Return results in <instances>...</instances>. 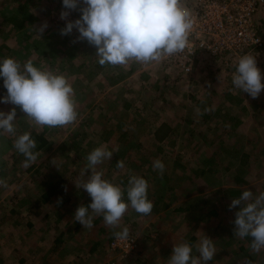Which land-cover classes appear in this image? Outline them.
Here are the masks:
<instances>
[{"label":"rangeland","instance_id":"rangeland-1","mask_svg":"<svg viewBox=\"0 0 264 264\" xmlns=\"http://www.w3.org/2000/svg\"><path fill=\"white\" fill-rule=\"evenodd\" d=\"M9 9L18 23L5 17ZM62 10V0H0V59L21 64L31 59L65 75L78 113L66 126L39 128L17 107L16 134L0 130V179L6 181L0 186V264H167L173 244L186 241L198 256L195 246L206 235L216 248L208 264H241L247 257V264H264V248L253 251L250 236L233 233L239 206L229 209L244 190L254 197L264 192V90L253 99L235 88L237 62L230 53L214 56L199 48L160 61L102 66L96 49L77 40L75 29L60 34L66 24ZM257 12L264 37V4ZM79 16L71 11L68 19ZM45 21L41 36L33 27ZM258 57L264 73V55ZM13 107L0 102L2 111ZM25 132L38 153L28 167L14 147ZM42 137L47 141L38 147ZM101 144L113 156L97 170L124 189L130 173L144 177L157 209L142 215L129 207L117 228L106 225L103 216L94 217L91 229L82 228L74 212L90 197L74 182L86 178L81 175L86 156ZM156 159L165 165L162 176L153 170ZM118 160L123 168H117ZM240 166L245 172L236 180ZM62 180L63 189L43 201L50 182L57 187ZM123 227L130 240L113 244V233ZM94 241L100 242L91 249Z\"/></svg>","mask_w":264,"mask_h":264},{"label":"clouds","instance_id":"clouds-1","mask_svg":"<svg viewBox=\"0 0 264 264\" xmlns=\"http://www.w3.org/2000/svg\"><path fill=\"white\" fill-rule=\"evenodd\" d=\"M62 5L60 18L66 24L60 34L70 35L75 29L77 40L87 41L96 49L95 55L102 66H123L129 61L149 63L182 53L192 29L189 12L181 0H62ZM71 11H79V18L69 20ZM47 26L45 21L33 28L42 36ZM0 78L6 89L0 102L14 105L8 112L0 110L3 132L16 134L17 107L39 128L63 127L77 120L74 89L65 75L47 66L37 67L31 59L21 64L6 57L0 59ZM262 80L264 73L257 65L256 56L241 55L232 76L234 87L255 99L264 90ZM14 147L25 157V167L37 159L38 153L33 152L36 141L30 133L19 135ZM112 156L113 152L106 145L95 147L86 156L87 165L81 174L86 178L74 182L77 189H83L91 198L87 206L80 204L74 212V220L82 228L91 229L95 216H103L106 225L117 228L129 207L142 215L152 212L149 185L144 177L130 173L124 189L105 179L102 170H97V165L111 160ZM116 166L123 168L124 162L118 160ZM152 167L163 175L165 165L160 159H156ZM0 186H6V181L0 179ZM237 206L234 235L241 239L250 236L253 251L264 248V192L254 197L251 189L244 190L238 198H232L229 209ZM113 235L125 241L129 229L123 227ZM195 247L198 256L192 255L193 246L186 241L173 244L167 264H208L216 255L213 239L208 235Z\"/></svg>","mask_w":264,"mask_h":264},{"label":"built area","instance_id":"built-area-1","mask_svg":"<svg viewBox=\"0 0 264 264\" xmlns=\"http://www.w3.org/2000/svg\"><path fill=\"white\" fill-rule=\"evenodd\" d=\"M263 4L264 0H197L194 4L184 5L192 29L182 53L189 54L199 48L214 56L230 53L236 62L246 53L257 58L264 47V37L256 13ZM118 241L121 240L115 238L113 244Z\"/></svg>","mask_w":264,"mask_h":264},{"label":"trees","instance_id":"trees-1","mask_svg":"<svg viewBox=\"0 0 264 264\" xmlns=\"http://www.w3.org/2000/svg\"><path fill=\"white\" fill-rule=\"evenodd\" d=\"M16 9H18V11H21V5H19L18 6V8H16ZM15 9V10H16ZM10 11H12V9H9L7 12H8V14H6V16L5 17H7V20L9 21V19H10V21H11V23H12V21H14L15 23H18L19 21L18 20H16L17 18H16V16H13V18H11L10 17V15H9V13H10ZM25 14H26V16L27 17H29L30 16V13L28 12V11H26L25 12ZM39 138H41L40 136H39ZM43 138V140H41V142H40V144L39 145H37L38 147L39 146H43L44 145V143H46V141H47V139L45 138V137H42ZM228 167V166H227ZM242 166H240V167H238L239 169H238V174H237V178H236V180L238 179V180H242L243 179V177H242V175H240V174H242V173H244L245 171H244V169L243 168H241ZM61 182V184L60 185H58L57 187H55V184H54V182H50V184H51V186H49V188L47 189V191H44L43 192V201H48L49 199H50V197H51V195H53L55 192H57L59 189H63V187H62V185L64 186L65 185V183H64V181L62 180V181H60ZM164 182V181H163ZM259 191H262L261 189L259 190L258 189V191H257V193L259 192ZM150 200H152V195H150V197H148ZM153 198H154V195H153ZM172 198H174L173 196H172ZM91 199L90 198H87V199H84L83 201H82V205H84V206H87V204L88 203H90L91 201H90ZM158 200V197H156V201ZM177 208H179V207H177ZM182 208H184L183 206H182ZM181 207H180V209H182ZM157 208H156V205L155 204H153V209H152V212H153V210H156ZM199 225H200V222L198 223ZM201 231V233H203L204 232V230H200ZM198 236V233H195L194 235H192V237L190 238V240L189 241H193V240H195L196 239V237ZM56 239H58V241L60 242V241H62V237H57ZM219 240V239H218ZM221 243L222 242H224V241H222V240H219ZM98 242H100V241H97L96 242V244H99ZM95 244V241H94V243H92V247H91V249H93V247H94V245H96ZM192 255H194V253H192ZM250 257V256H249ZM126 258V257H125ZM246 259H248V257L246 258ZM244 260V261H242V263L241 264H247V260Z\"/></svg>","mask_w":264,"mask_h":264},{"label":"crops","instance_id":"crops-1","mask_svg":"<svg viewBox=\"0 0 264 264\" xmlns=\"http://www.w3.org/2000/svg\"><path fill=\"white\" fill-rule=\"evenodd\" d=\"M258 13V12H257ZM257 16V15H256ZM260 33L263 35V32H262V29L260 28ZM264 55V47H263V51L262 52H260L259 54H258V56H260V57H262ZM260 57H258V58H260Z\"/></svg>","mask_w":264,"mask_h":264}]
</instances>
